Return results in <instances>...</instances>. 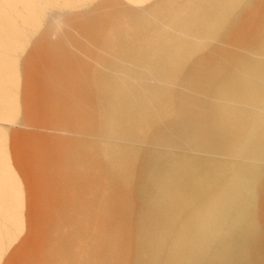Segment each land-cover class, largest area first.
<instances>
[{
    "label": "bare ground",
    "instance_id": "bare-ground-1",
    "mask_svg": "<svg viewBox=\"0 0 264 264\" xmlns=\"http://www.w3.org/2000/svg\"><path fill=\"white\" fill-rule=\"evenodd\" d=\"M0 81L102 136L0 130V264H264V0H0Z\"/></svg>",
    "mask_w": 264,
    "mask_h": 264
},
{
    "label": "rangeland",
    "instance_id": "rangeland-1",
    "mask_svg": "<svg viewBox=\"0 0 264 264\" xmlns=\"http://www.w3.org/2000/svg\"><path fill=\"white\" fill-rule=\"evenodd\" d=\"M5 75L10 77V73L8 71L5 73ZM0 84H3V82L0 81ZM2 117L3 116L0 115V130L4 132H14L18 134H26V135L37 136L42 138L45 137L46 138L53 137L56 139L71 138L72 140H77L79 143H86L87 141L85 140H88V142L90 140L94 142L97 140L99 141L102 140L101 139L102 136L98 135L97 133L91 135L90 134L84 135L78 132L77 130H74L75 128H72L73 130L71 131H67L61 128L46 127V126L38 125L36 123H27V121L26 122L11 121L8 119H3ZM104 140L106 141V139Z\"/></svg>",
    "mask_w": 264,
    "mask_h": 264
}]
</instances>
